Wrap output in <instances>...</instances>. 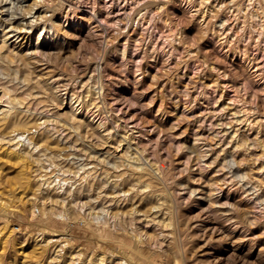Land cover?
<instances>
[{"label":"rangeland","instance_id":"obj_1","mask_svg":"<svg viewBox=\"0 0 264 264\" xmlns=\"http://www.w3.org/2000/svg\"><path fill=\"white\" fill-rule=\"evenodd\" d=\"M38 2L0 59V264H264V0Z\"/></svg>","mask_w":264,"mask_h":264},{"label":"bare ground","instance_id":"obj_2","mask_svg":"<svg viewBox=\"0 0 264 264\" xmlns=\"http://www.w3.org/2000/svg\"><path fill=\"white\" fill-rule=\"evenodd\" d=\"M8 1V3H7V5H6V2ZM20 2H22V1H20ZM19 1H17V0H0V59L3 61V62H5L6 61V58L8 57V59L9 60H11V56H18V58H19V55H21V54H23V53H21L22 51L21 50H19V49H15V47H16V45H17V43H16V45H14L13 44V41H16V40H18L19 39V36H20V33L19 32H21V30H26V29H29V30H32L33 28H34V23H33V21L35 20V18H31V19H27L26 20V22L24 21V20H22V22H21V25H19V24H16L15 23V17H16V13H17V9H19L20 11H21V13L23 14V15H26V13H29V14H31V15H33L34 17L36 16L35 14H33V9H34V7L36 6V5H38L39 4V2H38V0H34V2L33 3H31V4H28V5H23V3H20ZM250 2V1H249ZM236 3V2H235ZM251 3V2H250ZM257 3V2H256ZM260 4V3H259ZM240 5V4H239ZM251 5V4H250ZM240 8V7H239ZM253 8V7H252ZM261 9V8H260ZM240 10V9H239ZM251 11V10H250ZM254 13V12H253ZM253 13H252V15H253ZM251 15V14H250ZM257 15V14H256ZM43 16V15H42ZM255 16V15H254ZM37 18H39V16L37 17ZM43 18H45L46 19V17H41V19H43ZM244 18H246V16L244 17ZM50 18H48V20H49ZM37 21V20H36ZM44 21V20H43ZM49 23V22H48ZM44 23V25H43V27H42V30L41 31H39L40 32V34H39V36H38V41L42 38V36L45 34V32L47 31V27L48 26H50V27H48V28H50V29H52V27L54 26L52 23L53 22H51V24L49 23ZM55 28V27H54ZM44 29H46V30H44ZM44 30V31H43ZM49 32V31H48ZM48 34V33H47ZM52 36H53V38H58V33L56 32V31H53V33L51 34ZM45 36V35H44ZM51 36V37H52ZM47 39V37H44V38H42V40H44V39ZM49 38H50V36H49ZM11 39V40H10ZM37 45V44H36ZM38 46H36V49L38 50V51H41L42 52V48H37ZM21 57H23V55H21ZM26 62V61H25ZM21 63H22V61H21ZM1 66V65H0ZM2 70H1V72H3L4 70H6L5 68H3V67H0ZM7 72V71H6ZM25 72H26V70H25ZM4 73H5V71H4ZM11 75V74H10ZM21 76V75H20ZM7 78V76L4 78V79H6ZM21 78V77H20ZM28 78V75H27V77H24V78H22V80H25L26 81V79ZM2 79V78H1ZM10 79V78H9ZM9 79L7 78V80L9 81ZM12 79H14V78H12ZM12 79H10V83H11V80ZM6 81V80H5ZM18 81V80H17ZM29 81V80H28ZM28 81H26V82H28ZM1 82H3V81H1ZM1 82H0V118H5V120L7 119L6 117H8V116H12V115H14V113H15V109H16V106H17V104L19 103V101L18 100H16V101H18V103L15 101V98H17V96H11V91H12V89L10 88V87H8V86H6V85H2L1 84ZM7 82V81H6ZM21 82V81H20ZM25 82V83H26ZM19 83V82H18ZM22 83H23V81H22ZM22 83H19V85H21ZM5 84V83H4ZM7 85H9V84H7ZM24 85V84H23ZM13 87V86H12ZM19 88H21V87H19ZM23 88V87H22ZM20 90V89H19ZM18 92V91H17ZM28 93V92H27ZM19 94V93H18ZM30 94V93H29ZM57 96H59L60 98H62L61 97V95L59 94V95H57ZM26 97V96H25ZM19 99V98H18ZM21 99V98H20ZM23 99H25V98H23ZM22 99V100H23ZM22 100H20L21 102H22ZM26 100V99H25ZM24 100V101H25ZM23 101V102H24ZM26 102V101H25ZM18 107H20L19 106V104H18ZM18 107H17V109H18ZM24 108V107H23ZM26 109V108H25ZM30 109V108H29ZM29 109H28V111H29ZM21 111L23 110V109H20ZM27 110V109H26ZM14 112V113H13ZM25 112V111H24ZM13 113V114H12ZM21 113V112H20ZM29 113H31V112H29ZM12 114V115H11ZM24 114V113H23ZM16 115V114H15ZM14 115V116H15ZM17 116L18 117H16V118H19V115L17 114ZM24 116H26L25 114H24ZM13 118H15V117H13ZM21 118V117H20ZM69 118H71V121L72 122H74V123H79L81 120L83 121V119H76L77 118V114L74 112V110H72L71 111V115L69 116ZM12 119V118H11ZM8 120V119H7ZM14 120V119H13ZM80 120V121H79ZM102 122V121H101ZM100 121H99V124L101 123ZM44 123H46V121L44 122ZM48 123H50V122H48ZM48 123H46V124H48ZM103 123V122H102ZM43 124V123H42ZM45 124V125H46ZM44 125V126H45ZM40 161V166H41V168L43 169V168H45L47 165L43 162V160L42 159H40L39 160ZM81 162V161H80ZM90 161H87V162H85L84 160H82V162L79 164L80 165V167H78L79 169H77V170H75V171H79L80 169H83V168H85L86 167V164H88ZM75 163V162H74ZM79 163V162H78ZM134 164V163H133ZM138 164V163H137ZM71 165V164H70ZM69 165V166H70ZM90 165V164H89ZM92 165V164H91ZM94 165V164H93ZM139 165V164H138ZM72 166V165H71ZM71 166H70V168H71ZM134 166H135V164H134ZM133 166V167H134ZM141 166V165H140ZM140 166L138 167V169L140 168ZM67 167V166H66ZM88 167V166H87ZM90 167V166H89ZM136 167V166H135ZM135 167H134V169H135ZM41 169V170H42ZM46 169V168H45ZM73 169V167L70 169V170H72ZM70 170H68V167L67 168H65V169H63V171H61V172H57V173H55L54 174V178L52 177V179H48V182L45 180V182L44 183H49V187H51L52 185H53V187H57V185L56 184H52L51 185V183L50 182H52L55 178H56V180H55V182H57V180L58 179H60L61 177H64L65 176V174L66 173H69L70 172ZM84 171H85V169H84ZM83 171V172H84ZM74 172V171H73ZM78 173V172H77ZM76 174V173H75ZM76 175H78V174H76ZM79 175H80V173H79ZM81 176V175H80ZM88 176V175H87ZM89 177V176H88ZM40 182H42V180L40 179L39 180ZM43 181H44V179H43ZM90 181V180H89ZM59 183V182H58ZM39 184H42V183H39ZM89 184V183H88ZM47 185V184H46ZM56 185V186H55ZM60 185V184H59ZM90 186H91V184H90ZM53 187H51V188H48L47 190V193H49V192H51V190H52V188ZM45 188H46V186H45ZM51 189V190H50ZM62 189V188H61ZM65 189V188H64ZM50 190V191H49ZM55 191H56V189H54ZM58 190V189H57ZM66 190V192H67V189H65ZM45 191V190H44ZM54 191V192H55ZM60 191V190H59ZM59 191H57V192H59ZM82 191V190H81ZM77 193H79V192H77ZM51 194V193H50ZM59 196H60V194H58ZM61 195H62V193H61ZM72 196V195H71ZM70 196V197H71ZM45 202H42L41 203V210H43V213H46V208H45V204H44ZM53 203L51 202L50 203V205H52ZM70 206H72V207H74V205L72 204V203H70ZM48 208V207H47ZM49 209V208H48ZM51 210V209H50ZM52 211V210H51ZM50 211V212H51ZM42 212V211H41ZM55 212V211H54ZM42 213V214H43ZM52 213V212H51ZM54 214H57L56 212L54 213ZM48 215H50V214H48ZM46 216V215H45Z\"/></svg>","mask_w":264,"mask_h":264}]
</instances>
